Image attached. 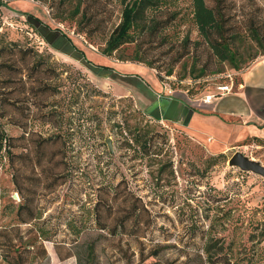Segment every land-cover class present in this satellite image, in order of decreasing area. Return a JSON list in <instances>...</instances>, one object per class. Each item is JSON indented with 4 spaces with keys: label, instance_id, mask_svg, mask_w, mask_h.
<instances>
[{
    "label": "rangeland",
    "instance_id": "374dc122",
    "mask_svg": "<svg viewBox=\"0 0 264 264\" xmlns=\"http://www.w3.org/2000/svg\"><path fill=\"white\" fill-rule=\"evenodd\" d=\"M221 3L230 29L240 34L233 48L246 60L236 71L201 40L191 0L163 4L153 14L165 23L161 35L137 33L110 56L102 49L120 20V0H9L0 7V43L14 47L0 61L15 52L16 65L0 66V126L16 145L10 160L0 151V228L19 222L16 175L32 200V224L52 234L43 242L48 257L29 264H76L85 243L94 246L95 264H201L194 254L203 255L206 238L217 245L214 264H264V176L228 163L240 151L264 166V138L233 140L235 130L197 111L189 127L152 117L165 108L164 85L177 97L169 100L174 111L185 105L178 98L205 103L230 81L236 93L245 76L261 70L264 49L249 39L246 24L253 19L264 31V0ZM19 47L43 62L32 69V55ZM200 65L208 76L190 78ZM168 69L172 76L160 80ZM150 92L157 109H145ZM250 92L247 107L264 108V95ZM138 133L148 148L135 140ZM120 221L124 227L115 230ZM219 251L228 258H218Z\"/></svg>",
    "mask_w": 264,
    "mask_h": 264
},
{
    "label": "trees",
    "instance_id": "16d2710c",
    "mask_svg": "<svg viewBox=\"0 0 264 264\" xmlns=\"http://www.w3.org/2000/svg\"><path fill=\"white\" fill-rule=\"evenodd\" d=\"M7 1L9 0H0V7L4 6ZM171 1L173 0H120L122 4L120 20L111 30L105 42V46L102 49V53L106 56H110L123 44L134 41V36L137 33L140 34L141 32H145L146 34H153L157 36L161 35V29L165 27V23H159L161 21H158L153 14L159 10L163 4H167ZM221 2L222 0H216V3L210 6L205 0H191V18L197 27L201 40L208 46L216 59L220 63H228L231 67V70L236 71L241 68L242 64H244L246 60L244 55L239 53L236 47L233 48L234 41L240 38V34L230 29V25L227 23ZM246 31L248 32L249 39L259 46V48L264 49V31L260 29L259 24L253 19L248 21L246 24ZM63 36L69 40V38L64 33ZM242 40L243 38L241 41ZM13 48V43H0V53L3 50L12 51ZM18 51L21 52L23 56L27 54L32 55L33 60L30 64L32 69H36L37 65L43 62L42 59H35L36 57L40 58L37 53H28L29 50L27 47H19ZM13 53L15 52H11L5 61H0L1 67L9 71L15 70L16 65L13 58ZM136 60L139 62H144L143 57H138ZM85 61L88 62L89 60H86L85 57ZM88 64L92 63L89 61ZM94 67L96 68V66ZM46 69L56 72V69L53 67H46ZM205 72L206 66L200 65L198 72L194 75V77H189L194 80L199 79L201 81L203 78L208 76V74ZM220 72L222 71H215V73L212 74H220ZM165 76H172L170 69H168L164 74H161L160 80H163ZM5 80L8 84L9 80H11V76L5 77ZM238 84H240V82ZM10 90L11 89H8L7 91ZM213 93L215 95L220 94L219 91H214ZM6 101L7 103L12 102L10 98H7ZM1 116L4 117V115ZM14 139V137L8 136V134L0 126V151L3 150L4 155H6L9 160L12 155H16L12 152V148L16 146ZM135 140L142 147H145V143L147 148L150 146L148 144L149 139H147V137L143 138V135L140 133L135 135ZM11 163H13V161H11ZM13 182L15 183L17 192L23 199V202H21L16 209V215L19 219L18 224L0 228V263H38L40 260L46 259L48 257V253L43 242L45 240H51L52 234L48 232L46 227L40 226L38 224H32V221L35 220L36 216L32 207L30 195L19 188L16 175L13 179ZM22 212L27 213V216L23 217ZM22 224H31V227L23 230L20 227ZM121 227H124V223L122 221L113 225V228L115 230L118 229V231L122 230ZM98 228L102 230L107 229L108 232L113 233V230L106 225L100 224ZM75 244H78V242H75ZM216 246L217 245L215 241H213L211 238H206L202 247L203 255L195 253L194 258L198 260L200 259L199 261L201 264H214L216 261L213 260V250H215ZM84 247L85 249L83 253H75L77 260L76 264H95L93 244L85 243ZM85 252L86 255L83 256ZM221 252L222 251L216 253L218 258H220L222 254L228 258L227 253ZM152 255H158L157 248L154 249ZM189 258L190 256L187 257V259ZM227 262H229V259H227ZM149 264H156V262ZM183 264H188V262Z\"/></svg>",
    "mask_w": 264,
    "mask_h": 264
},
{
    "label": "crops",
    "instance_id": "0c3cea01",
    "mask_svg": "<svg viewBox=\"0 0 264 264\" xmlns=\"http://www.w3.org/2000/svg\"><path fill=\"white\" fill-rule=\"evenodd\" d=\"M258 63H260L259 67L261 70L255 68L253 73L245 76L243 82L239 84L240 88L238 92L228 93L223 95V98L215 97L212 101H204L205 103L198 104L186 102L184 97L178 98L183 100L182 102H184L185 105L182 104L183 106L181 109L175 107L176 109L174 111L169 110V103L171 100L174 101L177 97L163 93L164 95L160 96L159 99L164 97L165 99L167 98V101H170L168 103L167 101L165 102V108L160 105L158 112H154V116L152 117L160 121H169L177 126L189 127L188 123H190L192 116L196 115L195 111H197L201 117H204L202 114H205V117H209L214 123H217L219 128H232V130H235V137L233 140L240 138V134H242V136L245 134L264 138V108L260 107L257 109L255 107H247L249 104L248 92H250L251 89L257 92L258 97L264 95V60H260ZM158 84L160 85L158 91L161 92V83ZM156 91L157 89L154 92ZM150 96L152 100L145 105V109L150 110V106H155V109H157V107H159V99L154 97V94L151 92ZM150 113L152 112H149V115ZM179 122L181 124H179ZM190 128L197 133V128Z\"/></svg>",
    "mask_w": 264,
    "mask_h": 264
},
{
    "label": "water",
    "instance_id": "95a60500",
    "mask_svg": "<svg viewBox=\"0 0 264 264\" xmlns=\"http://www.w3.org/2000/svg\"><path fill=\"white\" fill-rule=\"evenodd\" d=\"M106 142L109 145V149H111L110 142L107 139ZM229 165L236 166L244 171H252L254 173H258L264 176V166H262L259 162L254 161L247 156L243 155L240 151L234 152L228 160Z\"/></svg>",
    "mask_w": 264,
    "mask_h": 264
},
{
    "label": "built area",
    "instance_id": "2783aa9c",
    "mask_svg": "<svg viewBox=\"0 0 264 264\" xmlns=\"http://www.w3.org/2000/svg\"><path fill=\"white\" fill-rule=\"evenodd\" d=\"M166 78L168 79L169 76H166ZM164 90H165V92H164L165 94H167V95H171L172 94V89L170 87L166 86V85H164ZM232 90H233V81H230L229 83L220 85L218 87V91L222 95L228 94ZM215 96L216 95L214 93L208 94V95L205 96L204 101L208 102V101H210V99L212 97H215Z\"/></svg>",
    "mask_w": 264,
    "mask_h": 264
}]
</instances>
